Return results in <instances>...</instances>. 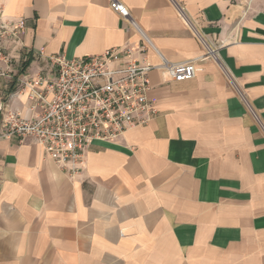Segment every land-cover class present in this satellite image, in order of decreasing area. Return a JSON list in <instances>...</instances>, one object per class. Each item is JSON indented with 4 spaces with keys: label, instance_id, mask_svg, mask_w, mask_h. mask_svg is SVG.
<instances>
[{
    "label": "crops",
    "instance_id": "0c3cea01",
    "mask_svg": "<svg viewBox=\"0 0 264 264\" xmlns=\"http://www.w3.org/2000/svg\"><path fill=\"white\" fill-rule=\"evenodd\" d=\"M118 1L167 61L202 54L172 3L217 38L218 58L179 83L152 71L154 120L117 143L92 142L80 174L31 138H0V264H264V132L240 97L264 125L260 0ZM19 2L18 17L10 5ZM0 11L26 24L20 70L0 81V112L26 115L19 80L50 73L49 56L140 40L109 0H0Z\"/></svg>",
    "mask_w": 264,
    "mask_h": 264
},
{
    "label": "built area",
    "instance_id": "2783aa9c",
    "mask_svg": "<svg viewBox=\"0 0 264 264\" xmlns=\"http://www.w3.org/2000/svg\"><path fill=\"white\" fill-rule=\"evenodd\" d=\"M172 4L201 46L199 57L186 62L167 61L135 24L127 8L118 0H109L110 9L138 33L139 42L69 60L62 54L49 56L50 73L19 80L27 90L26 115L11 110L0 112V138H31L45 159L74 176L84 170L92 142L117 143L130 128L151 123L157 110L148 95L149 74L159 71L165 82L191 80L199 62L217 60L221 46L216 37L198 30L183 8ZM25 31L24 18L9 17L0 11V81L6 84L17 75L16 65L22 56L20 40ZM149 51L159 57L158 65L141 57ZM240 97L264 132L257 114L242 94Z\"/></svg>",
    "mask_w": 264,
    "mask_h": 264
},
{
    "label": "clouds",
    "instance_id": "9594fccd",
    "mask_svg": "<svg viewBox=\"0 0 264 264\" xmlns=\"http://www.w3.org/2000/svg\"><path fill=\"white\" fill-rule=\"evenodd\" d=\"M10 7L15 9L16 15L19 17V16L23 15L22 9L25 8V3L19 2V3H16V4L10 5Z\"/></svg>",
    "mask_w": 264,
    "mask_h": 264
},
{
    "label": "rangeland",
    "instance_id": "374dc122",
    "mask_svg": "<svg viewBox=\"0 0 264 264\" xmlns=\"http://www.w3.org/2000/svg\"><path fill=\"white\" fill-rule=\"evenodd\" d=\"M258 7H259L260 9H263V10H264V0H260V1L258 2ZM20 64H21V62H20ZM20 64H19V66H18L17 69H16L17 71L20 70V66H21Z\"/></svg>",
    "mask_w": 264,
    "mask_h": 264
},
{
    "label": "trees",
    "instance_id": "16d2710c",
    "mask_svg": "<svg viewBox=\"0 0 264 264\" xmlns=\"http://www.w3.org/2000/svg\"><path fill=\"white\" fill-rule=\"evenodd\" d=\"M29 63H30L29 60H26V61L22 64V69H21V71H20V74H22L23 71H25V69L28 67Z\"/></svg>",
    "mask_w": 264,
    "mask_h": 264
},
{
    "label": "water",
    "instance_id": "95a60500",
    "mask_svg": "<svg viewBox=\"0 0 264 264\" xmlns=\"http://www.w3.org/2000/svg\"><path fill=\"white\" fill-rule=\"evenodd\" d=\"M1 108V107H0Z\"/></svg>",
    "mask_w": 264,
    "mask_h": 264
}]
</instances>
